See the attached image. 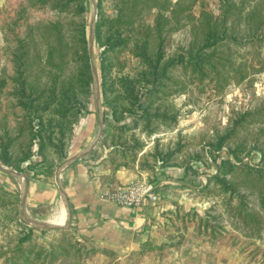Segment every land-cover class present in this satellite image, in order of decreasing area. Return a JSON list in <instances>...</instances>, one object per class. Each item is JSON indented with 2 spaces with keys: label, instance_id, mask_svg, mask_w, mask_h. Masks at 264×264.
I'll list each match as a JSON object with an SVG mask.
<instances>
[{
  "label": "trees",
  "instance_id": "trees-1",
  "mask_svg": "<svg viewBox=\"0 0 264 264\" xmlns=\"http://www.w3.org/2000/svg\"><path fill=\"white\" fill-rule=\"evenodd\" d=\"M88 1L5 0L0 8V31L4 39L0 48L5 52L4 62L0 57V110L6 107L0 117L4 128L0 135V161L17 171L28 170L30 173L35 170L34 175H37L42 172L38 168L44 167L47 176H54L57 167L68 157L74 124L90 113L94 76L86 17ZM97 1L99 19L95 25L94 45L102 48L96 58L99 59L103 118L108 127L134 129L127 122L122 123L127 111L136 123L144 121L150 133L157 127L152 126L153 122L167 123L168 113L150 111V98L167 85L171 79L170 70L178 65L191 69L201 79L211 71L216 72L228 83L233 76L231 73L246 69L244 63H237L235 56L234 47H242L255 52L261 69H264V0H215L213 5L203 0H177L175 3L172 0H112L110 15L104 12L107 0ZM198 3L197 15L194 9ZM50 12L53 17L43 23L33 19L34 13L49 15ZM65 12L72 15L69 22L72 33L68 38L65 23L59 18ZM194 23L201 30L202 39L172 52L168 36ZM42 43L44 48L40 47ZM126 51L137 59L134 71L130 60L121 59ZM69 60L73 64L68 66ZM68 67L71 68L69 72L66 71ZM244 71L238 82L246 77L247 70ZM262 111L235 112L232 125L218 135L216 147L211 146V151L216 158V152L228 145V157L216 165V173L209 176V186L212 180L219 186L221 194L229 198L242 197L237 185L232 183L233 177L240 173L239 176L242 174L247 179V185L260 187L264 205V143L257 142L245 149L246 154L258 151L259 162L256 164L245 162L240 155L244 143L229 145L245 121H264V116L250 119L262 115ZM172 119L176 121V118ZM22 137L25 141L19 143ZM17 144L18 150L14 151ZM115 145L118 146L115 150L122 151L124 158L133 153V147ZM132 156L135 158V153ZM115 161L114 157L109 162ZM14 177L8 175L3 183L0 182V191L3 197L12 198L18 207L21 194ZM243 207L244 201L239 199L237 212L245 214L246 219L251 216L250 220L254 221L255 215L244 211ZM211 218L208 215L207 221ZM62 231L77 230L70 227ZM31 234L23 233L14 255L8 260L12 264L56 260V245L51 252L36 248L29 242L33 237ZM26 242L27 247H24ZM96 248L89 254L97 251Z\"/></svg>",
  "mask_w": 264,
  "mask_h": 264
},
{
  "label": "rangeland",
  "instance_id": "rangeland-1",
  "mask_svg": "<svg viewBox=\"0 0 264 264\" xmlns=\"http://www.w3.org/2000/svg\"><path fill=\"white\" fill-rule=\"evenodd\" d=\"M4 1L0 0V8ZM176 1L172 0L173 3ZM203 1H208L209 5L215 3V0ZM199 5L196 4L194 9L197 15ZM87 7L86 17L90 33L94 17L92 0L88 1ZM112 11L113 1L107 0L104 3V12L110 15ZM49 17H53V12L49 15L34 13L33 19L43 23ZM71 17L70 12L62 13L59 17L65 23L67 38L72 33ZM98 19L99 7L95 25ZM168 39L171 43L170 49L176 52L191 43H196V40H201L202 32L197 27V23H194L173 32ZM3 44V33L0 31V46ZM40 47L44 48L45 44L42 43ZM227 47H225L226 55H228ZM93 50L100 85L99 59L96 56L102 48L93 45ZM234 50H236L237 63H244L243 67L246 66V69L243 68V72L231 73L233 76L228 83L213 71L201 79L191 69H185L182 65L170 70L171 79L167 81V85L150 98L152 113L166 112L169 116L167 123L153 122V127L157 125L154 132L150 133L147 130L144 121L139 120L136 123V120L129 116L128 111L124 113L122 123L127 122L135 127L134 129L120 130L108 127L104 123L105 129L100 140V157L104 156L108 162L115 157V162H109L110 166L116 167L115 169L128 168L141 171L142 173L140 172L133 179L143 178L159 192L156 212L136 249L130 253L120 254L104 247H94L79 231L68 233L62 231L70 227L57 230L39 227L30 220L57 223L56 211L42 213L40 208L28 209L26 206L23 213L22 197L17 207L12 198L3 197L0 191V203H3L0 205V264H12L8 258L14 255V249L23 233H32L33 237L29 242L35 244L36 248H44L46 252H51V248L56 245V260L52 262L44 260L39 264H264V205L260 187L247 185V179L242 174L239 176L240 173L233 177L232 183L237 185L243 194L242 197L229 198L228 195L221 194L215 181L211 180L209 186V176L216 173V165L228 157V145L216 152L218 155L216 158L211 146L215 148L214 143L218 135L232 125L234 113L246 109H263L262 115L250 119L264 116V69H261L259 56H256L255 52H248L247 48L234 47ZM0 57L4 62L5 52L1 48ZM121 59L130 60V66L134 71L137 64L135 57L126 51L121 55ZM71 64L73 63L69 60L68 66ZM244 70H247V75L238 82L237 80L246 72ZM66 71H71V68L68 67ZM92 91L94 98L92 97L89 105L90 113H86L74 124L73 135L76 129L78 131V125L85 117L91 116L93 121H97L95 81ZM100 96L103 117L101 87ZM5 110L4 106L0 110V117ZM172 117L176 118V121ZM98 121L95 123L97 133ZM3 132L4 128L0 122V135ZM24 141L22 137L19 143ZM238 142L244 143V150H239L244 161L258 163V151L254 150L246 154L245 149H249L257 142L264 143V121H245L238 128L235 139L229 145L234 146V143ZM115 144L133 147L135 158L132 156L133 153H128L124 158L122 151L115 150L117 149L115 147H118ZM138 144L143 146L138 147ZM17 150L18 144L14 147V151ZM196 155H200L201 158H197ZM38 169L44 170V167ZM34 171L31 170L30 173ZM26 172L29 173L28 170ZM7 177L8 174L0 170V182L3 183ZM14 179L17 185L21 184L20 177L15 176ZM239 199L244 201V211L255 215L254 221L250 220L251 216L247 217V221L245 214L237 212ZM208 215L212 217L209 222ZM67 224L65 222V225ZM64 240L65 242L61 244ZM27 244L26 242L24 247H27ZM94 248L97 251L89 254Z\"/></svg>",
  "mask_w": 264,
  "mask_h": 264
},
{
  "label": "crops",
  "instance_id": "crops-1",
  "mask_svg": "<svg viewBox=\"0 0 264 264\" xmlns=\"http://www.w3.org/2000/svg\"><path fill=\"white\" fill-rule=\"evenodd\" d=\"M97 121L87 116L80 122L79 129L74 132L68 147L66 160L82 153L94 142L98 134L95 132ZM115 168L110 166L104 156L100 157L99 142L93 152L72 161L62 169L60 182L68 197L70 226L88 241L110 251L125 254L139 246L157 206L156 203H148L135 208L99 198L97 193L100 188L107 189L126 184L141 172ZM33 174L27 173V208H40L42 213L56 211L55 221L60 225L65 224L66 205L56 179V172L54 176H47L44 172L36 176ZM13 176L20 177L22 184L21 176ZM21 184L17 185L19 191H22Z\"/></svg>",
  "mask_w": 264,
  "mask_h": 264
},
{
  "label": "water",
  "instance_id": "water-1",
  "mask_svg": "<svg viewBox=\"0 0 264 264\" xmlns=\"http://www.w3.org/2000/svg\"><path fill=\"white\" fill-rule=\"evenodd\" d=\"M93 4H94V17L90 26V33H89V54H90V59H91V66H92V71H93V76H94V81L96 84V103L98 106V118H99V131L98 134L96 136V139L94 140V142L86 149L84 150L82 153L75 155L71 158H68L66 161H64L57 169H56V179L59 183L60 186V190L62 192V197L64 200V203L66 205V215H67V219L66 222L68 223L67 225L65 224H56L55 222H46V221H34V220H30L32 223L38 225L39 227H43L45 229L48 230H57V229H63V228H68L71 227L70 226V221H69V217H70V211H69V203H68V197L66 195L65 189L63 187V185L60 182V176H61V171L64 167H66L69 163H71L72 161L82 158L83 156L87 155L89 152H91L92 150H94L102 136L104 133V129H105V124H104V119L102 117V112H101V96H100V85H99V80H98V70H97V65H96V60H95V55H94V50H93V45H94V30H95V22L97 19V14H98V3L97 0H92ZM0 170L6 172L7 174L10 175H18L22 177V191H21V197H22V203H23V207H22V211L24 213V211L26 210V203H27V188H28V177H27V173L25 172H19L15 169H13L11 166H8L6 164H4L3 162L0 161Z\"/></svg>",
  "mask_w": 264,
  "mask_h": 264
},
{
  "label": "built area",
  "instance_id": "built-area-1",
  "mask_svg": "<svg viewBox=\"0 0 264 264\" xmlns=\"http://www.w3.org/2000/svg\"><path fill=\"white\" fill-rule=\"evenodd\" d=\"M99 198L122 206L143 207L156 203L160 196L150 183L143 178H136L127 184L98 191Z\"/></svg>",
  "mask_w": 264,
  "mask_h": 264
}]
</instances>
